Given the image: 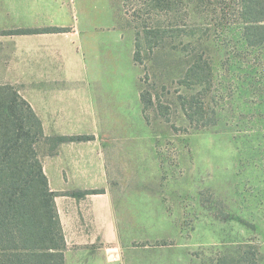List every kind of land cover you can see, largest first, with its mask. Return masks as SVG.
<instances>
[{
  "label": "rangeland",
  "instance_id": "obj_1",
  "mask_svg": "<svg viewBox=\"0 0 264 264\" xmlns=\"http://www.w3.org/2000/svg\"><path fill=\"white\" fill-rule=\"evenodd\" d=\"M113 1L117 27L141 56L140 95L153 99L146 110L141 102L146 137L114 157L112 181L154 196L146 214L160 225L137 229L146 252L173 246L187 264H223L250 244L264 264V44L247 43L236 0H181L152 49L137 37L136 4ZM56 140L45 142L51 153Z\"/></svg>",
  "mask_w": 264,
  "mask_h": 264
},
{
  "label": "crops",
  "instance_id": "obj_2",
  "mask_svg": "<svg viewBox=\"0 0 264 264\" xmlns=\"http://www.w3.org/2000/svg\"><path fill=\"white\" fill-rule=\"evenodd\" d=\"M114 7L113 0H0V85L24 86L19 92L46 138L86 137L56 143L52 153L45 142L39 148L57 194L65 264H187L173 246H143L137 229L160 225L146 214L154 196L112 185L114 157L148 129L133 46ZM50 28L67 31L16 33Z\"/></svg>",
  "mask_w": 264,
  "mask_h": 264
},
{
  "label": "trees",
  "instance_id": "obj_3",
  "mask_svg": "<svg viewBox=\"0 0 264 264\" xmlns=\"http://www.w3.org/2000/svg\"><path fill=\"white\" fill-rule=\"evenodd\" d=\"M129 1L136 4L132 17L142 27L137 37L144 35L152 49L159 47L173 27L170 21L181 0ZM236 1L247 43L252 47L263 45L264 0ZM65 31L50 28L24 34ZM140 58L137 52L135 62ZM196 79L199 84L204 82L203 77ZM152 101L151 96L141 94L145 110ZM187 117L194 122V115L188 111ZM70 139L86 137H61L56 142ZM49 141L40 118L19 90L0 85V264H65L66 242L55 203L57 194L50 188L39 149ZM223 264H261L259 248L245 245L238 257L225 258Z\"/></svg>",
  "mask_w": 264,
  "mask_h": 264
}]
</instances>
